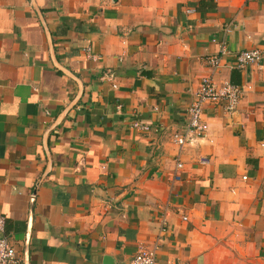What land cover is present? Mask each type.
<instances>
[{"label": "crops", "instance_id": "0c3cea01", "mask_svg": "<svg viewBox=\"0 0 264 264\" xmlns=\"http://www.w3.org/2000/svg\"><path fill=\"white\" fill-rule=\"evenodd\" d=\"M249 48L260 63L237 67ZM207 75L241 98L205 103L179 150ZM165 208L162 262L264 264V0H0V215L18 264L128 263Z\"/></svg>", "mask_w": 264, "mask_h": 264}, {"label": "built area", "instance_id": "2783aa9c", "mask_svg": "<svg viewBox=\"0 0 264 264\" xmlns=\"http://www.w3.org/2000/svg\"><path fill=\"white\" fill-rule=\"evenodd\" d=\"M227 53L228 50L224 41H220L219 51L214 54L206 55L204 61L212 68V71H214L221 64L222 57ZM86 55L92 59H96V56L90 52L89 48H86ZM262 57L263 51L259 48L241 50L235 53L236 66L244 68L249 64H259ZM104 78L110 79L111 76L104 75ZM241 95L242 88L237 84L225 80L218 85L212 76H202L194 92L193 100L187 107L188 120L185 131H175L172 134V141L174 144L181 150L188 141L193 139L194 135H198L206 130L207 124L202 120V112L205 103L224 101L225 109L231 111L238 105ZM131 125L133 128L144 131L150 128L148 124L140 123L137 120H134ZM180 168H182V163L177 160L175 168L169 178L171 184L180 181ZM175 209L177 213H181L180 207H176ZM167 216L168 209L165 208L159 220V232L155 241L150 246L141 245L133 258L125 264H167L158 258L162 236L167 230ZM182 218L187 219V216L183 215ZM5 223V217L0 215V264H18L21 260V256L5 235Z\"/></svg>", "mask_w": 264, "mask_h": 264}]
</instances>
